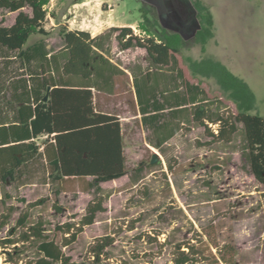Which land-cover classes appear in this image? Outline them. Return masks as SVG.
Returning <instances> with one entry per match:
<instances>
[{"label": "rangeland", "instance_id": "1", "mask_svg": "<svg viewBox=\"0 0 264 264\" xmlns=\"http://www.w3.org/2000/svg\"><path fill=\"white\" fill-rule=\"evenodd\" d=\"M143 1L106 0L98 7L106 11L111 5L114 17L123 16L122 20L133 22L140 20ZM192 1L208 11L213 20V37L205 44L204 53L200 46L191 44L189 36L193 27L182 21L179 14L153 9L151 15L161 16L168 30L177 28L182 33L187 41L182 55L219 61L243 80L255 96L260 115L264 116V0ZM96 2L53 0L49 9L57 20L46 25L51 31V46L58 45V26H54L57 21L65 25L71 21L75 28H82L89 20L83 12L87 10L92 16ZM13 17L5 14L3 24L9 25ZM135 31L139 33L137 28ZM111 46L109 57L121 67L147 66L143 50L133 48L119 53L115 41ZM176 58L184 78L196 83L190 78L181 55ZM200 86L209 111H217L222 117L236 113L234 104L221 94L213 80H202ZM124 87L117 91L116 100L121 104L129 100L131 114L130 122L124 125L126 173L99 181V186L110 193L103 202L105 211L97 213L94 223L85 226L64 252L80 262L97 238L109 235L113 238L107 248L110 263L169 264L174 244L191 240L202 228L212 225L217 242L230 243L236 249V264H264V189L243 159L241 125H236V131L225 142L212 138L206 124L184 122L178 134L157 151L147 144L149 133L140 125L139 116L133 118L132 95ZM119 108L121 111L122 106ZM140 162L143 178L133 185L129 177ZM83 188L84 183L77 182L72 191L60 192L55 197L53 184L51 188L43 185L18 188L9 183L2 188L4 191L0 187V199H4L3 192L10 196L4 203L0 202V214L13 207L8 226L0 231V239L7 236L8 227L18 215L27 212L30 221L41 218L51 237L59 242L61 235L56 234L55 227L68 221L77 222L93 198V193L84 192ZM37 200L43 202L26 207ZM55 203L61 212L54 210ZM161 243L164 244L160 246ZM0 264H4L1 258Z\"/></svg>", "mask_w": 264, "mask_h": 264}, {"label": "trees", "instance_id": "2", "mask_svg": "<svg viewBox=\"0 0 264 264\" xmlns=\"http://www.w3.org/2000/svg\"><path fill=\"white\" fill-rule=\"evenodd\" d=\"M194 8L197 23L189 36L190 42L200 46L204 53L205 44L213 37V20L204 8L196 4ZM9 13H15L13 23L4 26V15ZM0 16V58H7L10 54L27 67L31 62L44 60L42 38L50 35L45 24L50 18L57 20L49 9V0H0ZM140 16L139 33L130 28L111 27L91 37L87 32L69 30L60 24L56 35L62 48L57 54H51V65L56 74V78L51 77V84L59 85L63 83L62 77L71 75L102 80L106 85L109 76L124 74L107 58L112 39L119 51L142 49L147 66L141 69L135 65L136 69L130 72L140 123L149 131L147 144L160 151L162 145L179 131L182 121L201 126L206 124L212 138L225 142L240 124L243 159L255 181L264 189V116L260 115L248 85L219 61L182 55L187 41L181 32L162 27L149 10L140 9ZM33 36L41 39L27 45ZM177 55H181L190 78L196 83L184 78L177 64ZM202 80H213L221 94L234 104L236 113L222 117L217 111H209L205 92L200 86ZM42 83L48 82L43 80ZM91 99V92L86 89L72 91L55 87L51 90V134L54 135L49 178L55 187V197L60 192L72 191L75 183L83 182V191L93 193V198L77 222L68 221L55 227L56 234L61 235L59 242L51 237V231L45 228L41 218L30 221L27 212L18 215L14 224L8 227L7 236L0 239V258L4 264H116L109 261L107 248L113 243L109 235L97 238L80 262L74 261L63 250L76 241L85 226L94 223L97 213L105 211L103 202L110 193L99 186V181L126 173L118 120L114 116L92 113ZM85 114L88 120H84ZM41 117L37 116L32 123L33 134L43 128L46 119ZM85 123L88 128L77 129L76 126ZM209 125L216 126V134ZM45 129L49 128L46 126ZM142 172L143 163L140 162L130 174L129 181L135 185L143 178ZM6 176L9 175L0 173L1 189L9 184ZM87 177L91 180L87 181ZM3 195L4 199L10 198L6 192ZM4 199L0 202L4 203ZM21 202L25 201L21 199ZM42 202L27 203L26 207L32 208ZM53 206L56 212H61L56 203ZM12 210L13 207H8L7 213L0 214V231L8 226ZM236 255L232 244L217 242L214 227L208 225L191 240L174 244L169 264H236Z\"/></svg>", "mask_w": 264, "mask_h": 264}, {"label": "crops", "instance_id": "3", "mask_svg": "<svg viewBox=\"0 0 264 264\" xmlns=\"http://www.w3.org/2000/svg\"><path fill=\"white\" fill-rule=\"evenodd\" d=\"M102 2H106V0H97L96 4L92 6V16H90L87 10H83L86 19H89L87 20L88 23L85 22L84 27L79 29L75 28L71 25V21H67V28L69 30L87 32L91 37H95L111 27H125L132 30L137 28L141 16L138 21L126 22L122 20L123 16H118V18L113 16V7L111 5H108V10L106 11L98 7ZM143 4V9L151 12L153 9H156L158 12L164 11L165 9L170 13L176 12L182 21L188 22L192 25L193 29L196 27V10L192 0H144ZM25 11L28 12L27 9ZM9 14H13L15 17V13ZM156 19L162 27L165 29L168 28L163 23L161 16ZM13 20L9 25H3L10 26ZM52 21L53 19L50 18L47 24H45V29L46 25L51 24ZM60 24L65 25V23L57 21L54 26H59ZM171 31L179 32L177 28ZM40 39L41 37L39 36H33L29 39L27 45L33 44ZM42 39L44 40L43 50L45 52V58L40 62H31L27 67L24 63L15 61L13 55L8 54L7 58H0V173L2 175L8 174L9 176H6L8 183H13L18 188L40 185L51 188L49 175L51 173V143L54 135L53 133L51 134V90L53 88L63 87L72 91L82 89L90 90L92 113L117 118L122 136L124 157V125L130 122L129 118L131 114L128 108L129 100L127 104H121L116 100L117 91H119L122 85H125L124 88H127L124 91L131 92V103L135 109L132 115L134 116L133 118L139 116L140 123V114L130 72L131 69H136L134 68L135 65L127 68L121 67L118 61L115 62L108 56V60L116 65L124 74L109 76L106 85L103 84L102 80H94L92 78L83 79L80 76L71 75L62 77L61 80L63 83L59 85H55L56 83L51 84V77L53 79L56 78V74L51 65V54H57L60 51L62 42L57 37L58 45L53 47L50 42L51 34ZM112 42L114 43V39H112ZM112 47L110 46V53L113 50ZM128 50L132 49L118 50V52L122 53ZM139 66H141V69L145 68L141 64ZM43 80H47L48 83H42ZM119 105L122 106L121 111H119ZM41 115L46 119L43 128H41L42 130L38 134H33L35 130L32 123L35 122L37 116L43 118ZM84 120H88L86 114ZM183 124V121L179 123L180 129ZM87 125L88 123H85L76 127L77 129L81 128V131L84 128H88ZM46 126L49 128L48 130L45 129ZM144 129L149 133L146 128ZM149 138L152 141L154 140L151 135ZM86 180L89 181L91 178L87 177Z\"/></svg>", "mask_w": 264, "mask_h": 264}, {"label": "built area", "instance_id": "4", "mask_svg": "<svg viewBox=\"0 0 264 264\" xmlns=\"http://www.w3.org/2000/svg\"><path fill=\"white\" fill-rule=\"evenodd\" d=\"M52 1L53 0H49V6H51L52 5ZM134 31V33H137V31H135V30H133ZM210 126V128H212V130H213V132L216 134L217 132H216V126L215 125H209Z\"/></svg>", "mask_w": 264, "mask_h": 264}]
</instances>
